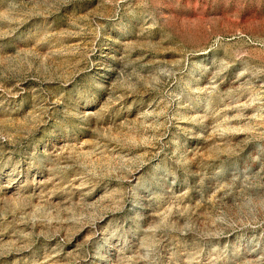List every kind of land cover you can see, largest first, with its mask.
<instances>
[{
    "label": "rangeland",
    "instance_id": "374dc122",
    "mask_svg": "<svg viewBox=\"0 0 264 264\" xmlns=\"http://www.w3.org/2000/svg\"><path fill=\"white\" fill-rule=\"evenodd\" d=\"M0 264H264V0H0Z\"/></svg>",
    "mask_w": 264,
    "mask_h": 264
}]
</instances>
